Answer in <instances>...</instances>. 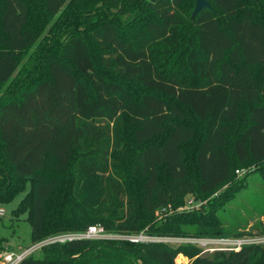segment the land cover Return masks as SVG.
<instances>
[{
    "label": "trees",
    "instance_id": "obj_1",
    "mask_svg": "<svg viewBox=\"0 0 264 264\" xmlns=\"http://www.w3.org/2000/svg\"><path fill=\"white\" fill-rule=\"evenodd\" d=\"M131 1L0 0V159L6 166L0 163V202L30 182L15 214L28 212L34 243L49 230L55 235L95 224L139 234L140 196L145 214L157 219L158 210L181 207L188 195L211 198L224 207L214 214L219 233L264 236L262 199L253 204L262 210L251 228L247 217L224 210L253 165L264 185L263 1L209 0L212 9L195 18L183 10L185 0H137L129 10ZM33 8L63 19L67 30L57 41L34 25ZM107 74L150 92L136 99ZM246 106L249 124L230 150L232 125ZM187 112L202 125L195 175L184 146L199 130ZM130 137L141 145L133 160L143 179L139 200L119 163ZM237 169L246 171L240 176ZM65 174L71 176L66 200H56ZM183 214L160 217V235L195 236L179 223ZM50 246L42 259L31 255L18 264H177L181 253L195 257L191 264H264L262 244L220 260L165 242L74 239Z\"/></svg>",
    "mask_w": 264,
    "mask_h": 264
},
{
    "label": "rangeland",
    "instance_id": "obj_2",
    "mask_svg": "<svg viewBox=\"0 0 264 264\" xmlns=\"http://www.w3.org/2000/svg\"><path fill=\"white\" fill-rule=\"evenodd\" d=\"M263 4H264V0ZM133 3L132 7L129 10H133V7L140 5L141 3L137 0L131 1ZM195 6V0H185L184 11L186 14L188 12H193ZM34 25L41 30H46V32L50 31L51 35L56 36V40L67 30L62 29V21L63 19H59V17H53L52 19L45 18L41 16L40 9L33 8L32 14ZM43 32V31H42ZM46 44V43H45ZM43 44V45H45ZM51 42L49 41L45 47H50ZM35 48H31L28 53L25 55L24 60H26L31 54L33 55ZM96 53V52H94ZM35 62L34 59L31 62V68L34 66ZM72 70H75L73 64L69 65ZM184 72V71H183ZM107 76L111 79L117 80L123 83L131 93L133 97L136 99H140L144 94L150 92L146 88L136 84L133 81L126 80L124 78L118 77L116 75L107 74ZM259 103H264V96L261 97ZM248 107H244V111L242 112L241 116L232 125V133L228 137V146L229 149H232L234 139L241 133V131L249 124L248 121V114H247ZM188 120L195 125V127L199 130V135L192 143L187 144L184 146L185 151L188 155L189 166L192 175L196 174V162H195V154L200 143V139L202 138V125L189 113ZM141 145H137L134 143L133 139L130 137V145L128 148V156H121L119 158L120 168L125 171L128 176V182L130 184V189L133 190L136 194L137 200H139V195L142 194L141 190V183L142 177L138 174L134 173L133 168V160L135 154L141 149ZM0 163L2 166H5L2 160L0 159ZM6 167V166H5ZM259 166L253 165L252 168L248 171L249 177L247 184L243 188H237L232 192L230 197V204L228 203L225 205L224 210H234L238 212L243 217H247V221L249 224V228H251L259 219H261V209L259 207L254 208L255 202L259 201V198L262 199V204H264V185L260 177V171H258ZM260 174V175H259ZM241 176V175H240ZM1 178V177H0ZM167 179V172L164 169L162 183H165ZM71 182L70 174H65L60 178V188L55 192L56 200H66L65 194L69 188V184ZM31 190L30 182L27 183L25 189L21 192L17 193L15 197L8 201L0 202V209L4 210L2 216H0V246L5 248V251H2L0 255L4 256L7 253L16 252L20 253L25 249L30 248L31 246L37 244L33 242L32 239V224L28 220L29 214L28 212H23L22 214H15V211L18 210L22 200L28 195ZM191 195H188L184 199V207H178L176 209H170L164 215L172 216L175 213L183 212L182 219L180 220V224L182 226L187 227L189 230L196 231V235H188V234H181L179 236H163L160 235L162 231L159 229L163 226L164 221L158 216V219L154 216L146 215L144 212V207L142 204L141 196H140V217L144 224L142 233L146 235H150L153 238V242H165L172 246H178L180 244H186L190 247V250L193 251L195 249H200L202 251V256L212 257L214 259L220 260L227 256V254L237 247L236 242L237 240H245L244 245H251V244H262L264 245V236H244L241 238H234L224 233H219V223L214 218L215 210L223 211L222 208L224 207H217L213 205L216 203V200H211L208 198L206 200H194V203L189 204L188 200L190 199ZM196 199V195H193ZM52 201V206L54 207L56 204L54 200ZM69 205L72 202H68ZM178 210V211H175ZM264 220V217H262ZM100 225V224H95ZM193 228V229H191ZM50 231V232H49ZM41 241L46 240L52 237L54 234L53 231L49 230ZM106 233H111L116 235L115 233L110 232L109 230ZM116 239V238H111ZM117 240H126L132 242L128 239H121L118 238ZM234 241V242H233ZM143 243V242H142ZM127 245V244H126ZM50 244L42 247L40 250L36 251L33 256L36 258L42 259L45 254L50 249ZM195 260L194 258L188 257L187 255L181 253L177 257V264H191L192 261ZM0 264H3V260L0 259ZM107 264H115L112 261L107 262ZM136 264V263H135Z\"/></svg>",
    "mask_w": 264,
    "mask_h": 264
},
{
    "label": "built area",
    "instance_id": "obj_3",
    "mask_svg": "<svg viewBox=\"0 0 264 264\" xmlns=\"http://www.w3.org/2000/svg\"><path fill=\"white\" fill-rule=\"evenodd\" d=\"M246 169H237V173L239 175H242ZM195 198L191 195L190 199L188 200L189 204L194 203ZM184 207H181L180 209H183ZM171 209V207H169ZM168 211V208H164L162 210H158L156 212L157 216L162 217L164 213ZM4 213L3 209H0V216H2ZM107 231L104 229L102 225H92L88 227L85 231H71V232H61L58 234L53 235L52 237L39 241L37 244L31 246L28 249H25L24 251L20 253L11 252L7 253L4 256L0 255V259L3 260V264H18L20 263L24 258L33 255L36 251L40 250L42 247L49 245V244H56V243H66L68 241L74 240V239H111V238H121V239H128L132 242L138 243V242H153V238L150 235H146L144 233L139 234H111L106 233ZM234 242V241H233ZM245 240H237L236 245L237 247L235 250H239L242 245H244Z\"/></svg>",
    "mask_w": 264,
    "mask_h": 264
},
{
    "label": "water",
    "instance_id": "obj_4",
    "mask_svg": "<svg viewBox=\"0 0 264 264\" xmlns=\"http://www.w3.org/2000/svg\"><path fill=\"white\" fill-rule=\"evenodd\" d=\"M151 2H157L158 0H150ZM205 9H212V4L209 0H196V5L192 12V18H195L201 11Z\"/></svg>",
    "mask_w": 264,
    "mask_h": 264
}]
</instances>
